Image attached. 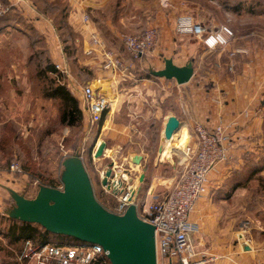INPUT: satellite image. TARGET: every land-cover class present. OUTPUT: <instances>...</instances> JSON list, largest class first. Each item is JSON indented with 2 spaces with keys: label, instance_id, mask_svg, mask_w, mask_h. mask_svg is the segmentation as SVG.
<instances>
[{
  "label": "rangeland",
  "instance_id": "374dc122",
  "mask_svg": "<svg viewBox=\"0 0 264 264\" xmlns=\"http://www.w3.org/2000/svg\"><path fill=\"white\" fill-rule=\"evenodd\" d=\"M254 1L258 4L243 0L245 14L239 18L233 14H222L217 9L219 7L216 2H206L204 5L200 2L199 9L195 4L188 3L182 14L191 15L203 24L210 22L214 17L234 28L236 36L247 35L253 30L264 33V0ZM66 2L53 0L51 4L56 10L66 11ZM2 4L9 5L0 0V5ZM9 8L7 12L0 14L1 19L6 16L17 18L12 25L0 32V213L10 216L15 206L5 186L15 187L14 190L23 197L33 199L41 187L60 185L62 175L72 164L74 169L83 167L87 172L94 195L103 207L112 208L116 203L112 194L105 192L101 184L102 174L111 163L113 170L120 174L125 175L128 170L132 172L128 174L131 178L127 180L138 187L140 199L147 196L152 176V190L159 196L163 195L185 170L187 145L192 140L193 125L198 122L194 120L189 130L185 123L181 122L187 132L182 134L180 127L167 146L168 152L164 157H160L159 149L164 143L163 127L166 116L177 115L184 119L189 114L185 99L187 94H191L185 89L186 85H177L171 79L155 77L150 73L152 69L162 66L164 54H153L155 46L146 55L135 58L130 56L124 47H120L116 54L122 65L115 72L105 65L102 52L84 54L80 51L79 59H82V56L89 59L94 56L95 64L74 71L78 75L82 73L84 80L79 82L68 74L45 70L47 64L53 61L50 53L45 51L46 47L44 49L43 36L37 31L41 38L32 35L30 37L24 27L25 24H30L25 22L11 5ZM56 18L57 23L62 21L61 14ZM20 20L24 26L18 22ZM150 22V18L143 17V20L132 23V28L119 32L140 34L147 27L156 26L150 25ZM167 23L170 22L167 20ZM103 31L108 33L105 28ZM63 33L66 34V31ZM190 37L188 36L189 41H192ZM172 39L178 42L176 37ZM184 42L185 40L179 41ZM62 49L70 66H76L77 52H67L65 47ZM174 52L176 53V49H170L165 51V55L167 57ZM202 70H198L194 79L203 81L200 77L205 71ZM148 75L150 77L146 78ZM88 79H93L90 83L94 88H99L111 97L102 123L101 140L106 144V151H103V155L98 159H92L91 154L96 129L87 132V116L81 108L79 97L77 98L79 94L76 92L79 91V86L88 83ZM55 84L65 86L78 99L83 119L76 125L62 123L63 101L60 97L51 96ZM197 85L193 84L192 92L198 91L201 86L207 88L203 84ZM259 153L264 157V148L260 149ZM135 154L144 157L140 164L131 162L130 156ZM263 161L257 164L260 165L257 169L252 166L246 169L244 176L251 174L253 169L261 173L249 176L245 180L242 194L236 195L234 201L230 202L234 205L237 225L235 227L242 231V240H251L250 243L255 248L264 241ZM11 162H17L21 172H11ZM141 173H144L142 182L139 181ZM151 196L150 193L148 201L152 200ZM237 240L239 242V239ZM51 242L67 243V240L54 237ZM23 251V243L9 244L0 236V264H24ZM247 255L250 258L245 259V263L254 264L258 258L256 250H249Z\"/></svg>",
  "mask_w": 264,
  "mask_h": 264
},
{
  "label": "crops",
  "instance_id": "0c3cea01",
  "mask_svg": "<svg viewBox=\"0 0 264 264\" xmlns=\"http://www.w3.org/2000/svg\"><path fill=\"white\" fill-rule=\"evenodd\" d=\"M52 1L28 0L22 7L12 8L43 36L53 63L65 65L72 79L79 82L84 80L82 73L78 75L74 71L95 64L94 56L90 59L82 56V59H79L80 51L86 54L91 32H96L104 45L116 53L120 47H124L120 41L119 30L132 28L131 24L143 20V17L150 18V25L158 26L160 31L153 54H164L163 64L154 70L164 67L165 58H171L178 66L192 62L193 76L187 83L182 84L186 85L185 89L191 93L187 94L185 99L189 114L184 119L175 116L185 123L188 130L194 120L210 127L222 116L227 123L232 124L231 133L234 139V160L230 165L220 166L212 173L208 195L196 204L192 215V219L199 226L195 244L203 264H246L245 259L250 258V254L247 255L249 250L245 249L242 231L235 227L237 225L234 205L230 202L234 201L236 195L242 194L245 180L249 176L261 173L255 170L260 166L257 164L264 160L263 155L259 153V150L264 148V33L253 30L247 35L236 36L234 28L212 17L210 22L204 23L207 28L215 29L219 25H225L233 31L234 38L226 47L209 50L200 39L190 37L193 40L189 41L188 36L172 32L175 16L182 14L188 3L195 4L199 9L200 2L202 5L206 2H216L219 7L217 9L222 14H233L239 18L245 14L243 0H167V5H164L163 0H66V11L56 10L51 4ZM250 1L252 4H258L254 0ZM111 10H116V13L113 14ZM60 14L63 25L59 29L56 17ZM84 14L89 15L88 23L82 19ZM166 19L170 23H167ZM18 22L23 24L21 20ZM103 28L107 29L108 33L103 31ZM64 30L66 34L63 33ZM173 37H176L178 42L173 41ZM181 40L185 42L179 43ZM63 47L67 52H77L76 66H70ZM94 48L96 50L93 53H100L99 48ZM170 49H176V53L166 57L165 51ZM198 70L205 71L200 77L202 82L194 79ZM193 84H203L207 88L201 86L198 91L192 92ZM185 131L183 126L182 134ZM167 152L168 149L165 148L160 156L164 157ZM249 166L256 169L252 170V175L244 176ZM128 171L125 175L121 173V176L131 178L128 174L132 172ZM152 179L154 180V176L150 179L148 195L151 193L152 199L161 198L163 195L159 196L152 190ZM13 189L16 190L15 187Z\"/></svg>",
  "mask_w": 264,
  "mask_h": 264
},
{
  "label": "built area",
  "instance_id": "2783aa9c",
  "mask_svg": "<svg viewBox=\"0 0 264 264\" xmlns=\"http://www.w3.org/2000/svg\"><path fill=\"white\" fill-rule=\"evenodd\" d=\"M9 5H0V14L7 12L11 7H22L28 0H2ZM164 5L167 0H163ZM85 23L90 21L89 15L82 17ZM173 32L180 36H191L200 39L206 49L226 47L234 38L233 31L220 25L215 29L207 28L202 22L195 20L191 15H176L173 21ZM159 29L149 26L140 34L121 33L120 40L130 56L140 58L152 50L158 41ZM105 57V65L111 70L120 69L122 65L119 56L104 45L103 40L96 32L90 34V45L86 53L95 51ZM56 71L68 74V69L61 63H54ZM231 69V67H229ZM77 98L80 100L82 110L85 112L87 132L96 129V139L92 146V159L98 146V140L103 134V115L109 105V96L94 88L91 83L79 86ZM232 124L227 123L219 116L212 126L208 127L202 122H195L191 141L187 145L185 158L187 164L176 183L169 188L161 198L148 201L147 196L140 199L138 187L131 184L120 174L115 172L102 185L105 192L115 198L116 203L108 211L123 215L127 207L135 205L137 216L154 227L155 252L157 264H203L199 257L195 236L199 226L192 219L196 204L209 193L211 175L220 166H228L234 160V139L231 133ZM11 172H21L17 162L10 163ZM103 176V174H102ZM10 188V187H9ZM62 190L63 184L54 187ZM12 190V188H10ZM15 191V190H14ZM19 193V192H18ZM148 195V192H147ZM251 240L246 239L245 246L258 253L254 264H264V241L258 247H253ZM24 264H111L108 251L100 245L87 242L74 243H34L32 240L23 242Z\"/></svg>",
  "mask_w": 264,
  "mask_h": 264
},
{
  "label": "water",
  "instance_id": "95a60500",
  "mask_svg": "<svg viewBox=\"0 0 264 264\" xmlns=\"http://www.w3.org/2000/svg\"><path fill=\"white\" fill-rule=\"evenodd\" d=\"M193 72L192 62L178 66L171 58L164 59L162 69L150 71L153 76L173 79L178 85L187 83ZM180 125L175 115L168 116L163 127L164 139H170ZM104 147L105 142L102 141L94 152V159L103 155ZM142 159L143 156L135 154L131 162L140 164ZM72 165L61 177L62 190L41 187L35 198L27 199L8 188L15 202L10 216L39 224L53 234L100 245L108 251L111 264H157L154 227L137 216L133 204L127 207L123 215L108 211L96 199L84 168L74 169ZM112 173L111 163L101 177L103 186L107 185ZM115 176L119 177L120 173L115 172ZM143 179L144 173H141L139 181ZM245 249L249 250V247L245 246Z\"/></svg>",
  "mask_w": 264,
  "mask_h": 264
},
{
  "label": "trees",
  "instance_id": "16d2710c",
  "mask_svg": "<svg viewBox=\"0 0 264 264\" xmlns=\"http://www.w3.org/2000/svg\"><path fill=\"white\" fill-rule=\"evenodd\" d=\"M115 11L116 10H111L110 12L115 14L116 13ZM16 20L17 18H15L14 16L13 18H11L10 16H6V18L4 19L0 18V32H2L6 27L12 25ZM58 24L60 25L59 28H61L63 22L59 20ZM24 27H26L25 32L29 33L30 37L31 35L36 36L38 38L40 37L32 26L25 24ZM43 46L45 49V44H43ZM45 70L51 73L56 72V68L52 62L47 64ZM149 77L150 75L146 76V78ZM51 96L60 97L63 101V112H62L63 124L73 126L76 125V123L81 122V120L83 119V113L78 105V99L65 86L55 84V88L53 89ZM105 113L106 110L104 112V115ZM100 124H102V122ZM50 186L53 187L54 185H50ZM0 236L6 239L9 244H16L19 242L23 243L24 241L27 240H32L34 243H46V242H51V240H53L54 237L65 238V240H67V242L69 243L81 242L70 236L53 234L45 230L39 224L24 221L19 218L13 216H7L1 213H0Z\"/></svg>",
  "mask_w": 264,
  "mask_h": 264
},
{
  "label": "bare ground",
  "instance_id": "6f19581e",
  "mask_svg": "<svg viewBox=\"0 0 264 264\" xmlns=\"http://www.w3.org/2000/svg\"><path fill=\"white\" fill-rule=\"evenodd\" d=\"M109 98H110V101H111V97L109 96ZM180 127H181V125H180ZM180 127L178 128V130L180 129ZM178 130H176V131H178ZM176 131L172 134V136H171V138L170 139H163V141H164V143H163V145H162V147H161V150H160V152H159V154L161 155V153L164 151V149L165 148H167V146L170 144V142H171V140L174 138V134L176 133ZM102 142V140H101V138H99V140H98V145L100 144ZM186 146V145H185ZM176 147H178V145H176ZM184 149V148H183ZM161 157V156H160ZM107 169V168H106ZM105 169V170H106Z\"/></svg>",
  "mask_w": 264,
  "mask_h": 264
}]
</instances>
